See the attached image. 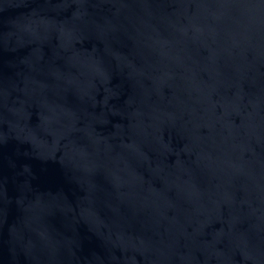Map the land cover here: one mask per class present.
I'll list each match as a JSON object with an SVG mask.
<instances>
[{
    "label": "water",
    "instance_id": "obj_1",
    "mask_svg": "<svg viewBox=\"0 0 264 264\" xmlns=\"http://www.w3.org/2000/svg\"><path fill=\"white\" fill-rule=\"evenodd\" d=\"M0 264H264V0H0Z\"/></svg>",
    "mask_w": 264,
    "mask_h": 264
}]
</instances>
